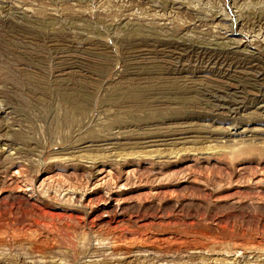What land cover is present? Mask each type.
I'll return each mask as SVG.
<instances>
[{
    "label": "rangeland",
    "instance_id": "obj_1",
    "mask_svg": "<svg viewBox=\"0 0 264 264\" xmlns=\"http://www.w3.org/2000/svg\"><path fill=\"white\" fill-rule=\"evenodd\" d=\"M0 264H264V0H0Z\"/></svg>",
    "mask_w": 264,
    "mask_h": 264
}]
</instances>
